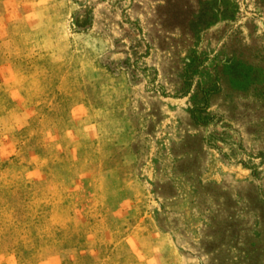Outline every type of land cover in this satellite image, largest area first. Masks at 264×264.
<instances>
[{"label": "rangeland", "instance_id": "rangeland-1", "mask_svg": "<svg viewBox=\"0 0 264 264\" xmlns=\"http://www.w3.org/2000/svg\"><path fill=\"white\" fill-rule=\"evenodd\" d=\"M0 264H264V0H0Z\"/></svg>", "mask_w": 264, "mask_h": 264}, {"label": "crops", "instance_id": "crops-1", "mask_svg": "<svg viewBox=\"0 0 264 264\" xmlns=\"http://www.w3.org/2000/svg\"><path fill=\"white\" fill-rule=\"evenodd\" d=\"M79 109V108H78ZM79 129L77 128V127H74V128H72V129H70L69 130V134H70V137H68V143H67V150H69V154L67 155V153L64 151L65 150V148H62V147H60V146H57V147H54V149H58L59 150V152H62V153H64V155H65V157L68 159V161L70 162V163H73V164H75V165H78V169H79V174H78V176L79 177H82L83 176V174H84V168L86 167V166H88L89 165V163H87V162H82V163H77L76 161H77V158H76V148H75V144H77L78 142H80L82 139L79 137ZM66 140V139H65ZM74 144V146H72ZM53 149V150H54ZM36 158H39V157H36ZM38 170H40V171H45V170H47V164H46V162H45V160H40V161H38V163H36L35 165H34V167H33V169L32 170H30L29 172H28V179L29 180H34V179H36V176H35V173H36V171H38ZM49 171H50V174L52 175V171L49 169Z\"/></svg>", "mask_w": 264, "mask_h": 264}, {"label": "trees", "instance_id": "trees-1", "mask_svg": "<svg viewBox=\"0 0 264 264\" xmlns=\"http://www.w3.org/2000/svg\"><path fill=\"white\" fill-rule=\"evenodd\" d=\"M75 237H71L70 240H74ZM16 256L18 257V259L20 260H23L25 258V254H19V253H16Z\"/></svg>", "mask_w": 264, "mask_h": 264}]
</instances>
